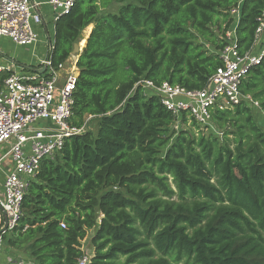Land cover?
<instances>
[{
    "label": "trees",
    "instance_id": "1",
    "mask_svg": "<svg viewBox=\"0 0 264 264\" xmlns=\"http://www.w3.org/2000/svg\"><path fill=\"white\" fill-rule=\"evenodd\" d=\"M235 7L245 54L264 0H76L58 18L56 68L92 26L71 117L83 130L42 160L5 244L34 264H78L94 230L88 264H264V57L241 84L261 108L215 109L214 129L187 113L176 128L160 97L136 86L203 89Z\"/></svg>",
    "mask_w": 264,
    "mask_h": 264
},
{
    "label": "built area",
    "instance_id": "2",
    "mask_svg": "<svg viewBox=\"0 0 264 264\" xmlns=\"http://www.w3.org/2000/svg\"><path fill=\"white\" fill-rule=\"evenodd\" d=\"M75 2L46 1L53 10L54 26L61 14L70 13ZM42 4L34 0H0V36L9 37L21 46L36 44L41 37L36 27L44 23L40 9ZM231 14L235 23L226 32L227 45L221 51L223 64L203 89H188L168 81L156 84L150 79H142L136 84L160 97L162 104L175 115L176 128L181 126V115L184 113L202 126L214 129L212 113L215 109L224 110L243 100L254 108H261L251 95L242 93L241 84L250 68L264 57V13L256 30L255 44L245 54H241L237 46L239 8H233ZM53 39L48 42L47 55L37 68L46 67L44 73L37 69L24 71L13 68L11 64H0V148L7 145V151L0 154V165L6 158H10L13 165L6 175L4 200L1 201L8 225L7 228L5 225L0 228V252L4 245V233L13 230L19 223L24 196L42 160L53 157L63 149L68 137L83 130L71 125L78 58L71 60L70 57L54 67L49 56ZM69 61L71 67L66 72ZM61 225L65 227L64 223ZM92 255L84 250L78 264H88ZM0 264L32 263L20 258Z\"/></svg>",
    "mask_w": 264,
    "mask_h": 264
},
{
    "label": "crops",
    "instance_id": "3",
    "mask_svg": "<svg viewBox=\"0 0 264 264\" xmlns=\"http://www.w3.org/2000/svg\"><path fill=\"white\" fill-rule=\"evenodd\" d=\"M34 1L43 3L40 9L44 15V23L43 25L36 27L41 35L40 40L37 43L43 42L41 43L42 45L35 44V46H21L13 42L9 37L0 36V64H11L13 68H16L17 70L34 71L38 68L40 61L47 55L46 39L43 38V31L47 25L50 26L52 24L54 27L52 19L54 14L51 6L46 3L47 0ZM45 17H47V21L45 20ZM53 33L54 31L52 32V35H54ZM63 74H65V72H63ZM12 168L13 165L10 158H6L0 165V228L4 226L6 222V215L1 204V201L4 200V182L7 173L10 172ZM20 258L34 264L31 259H28L25 255L17 252L15 248L8 246L4 242L3 249L0 252V262Z\"/></svg>",
    "mask_w": 264,
    "mask_h": 264
},
{
    "label": "rangeland",
    "instance_id": "4",
    "mask_svg": "<svg viewBox=\"0 0 264 264\" xmlns=\"http://www.w3.org/2000/svg\"><path fill=\"white\" fill-rule=\"evenodd\" d=\"M45 20L47 21V17H45ZM55 27V26H54ZM54 27H53V25L51 24L50 26L49 25H47V27H45V30L43 31V33H44V37L43 38H45L46 40H45V43H46V46L48 47V42L50 41V39H53L54 37H53V35H52V32L54 31ZM91 29H92V26H90V27H88L85 31H84V35H83V38H82V40L80 41V43H81V47H84L85 46V44H86V40H87V37H88V35H89V33H90V31H91ZM54 34V33H53ZM42 40V39H41ZM41 43H43V42H39V43H36V45L37 44H40V45H42ZM34 46H35V44H34ZM78 54H75V55H73V54H71V58L72 57H77L78 58ZM70 61H69V63L67 64V66H66V72L70 69ZM91 124V126L92 127H94V122H90ZM7 151V145H3L1 148H0V154H2V153H4V152H6ZM171 184H172V186L174 187V184L172 183V181H171ZM93 235H94V230H89L88 231V234H87V236H86V238L82 241V245H83V248H84V250L85 251H87V252H89V253H94V249H93V247H92V245H91V239H92V237H93ZM180 264H183V262L182 263H180Z\"/></svg>",
    "mask_w": 264,
    "mask_h": 264
},
{
    "label": "water",
    "instance_id": "5",
    "mask_svg": "<svg viewBox=\"0 0 264 264\" xmlns=\"http://www.w3.org/2000/svg\"><path fill=\"white\" fill-rule=\"evenodd\" d=\"M66 14H67V13H63V14H61L59 17H61V16H63V15H66ZM82 50H83V47H81V43H76V44L74 45V50H73L72 54H73V55H75V54H79ZM37 70H39L41 73H44L45 70H46V67L41 68V69H37ZM7 225H8V222H7V218H6L5 228H7Z\"/></svg>",
    "mask_w": 264,
    "mask_h": 264
},
{
    "label": "bare ground",
    "instance_id": "6",
    "mask_svg": "<svg viewBox=\"0 0 264 264\" xmlns=\"http://www.w3.org/2000/svg\"><path fill=\"white\" fill-rule=\"evenodd\" d=\"M74 59H75V57H72V58H71V60H74Z\"/></svg>",
    "mask_w": 264,
    "mask_h": 264
}]
</instances>
